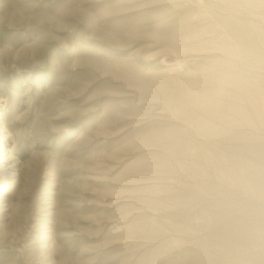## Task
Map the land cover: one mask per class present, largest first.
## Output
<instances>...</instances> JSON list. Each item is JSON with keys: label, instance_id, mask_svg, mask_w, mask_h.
Instances as JSON below:
<instances>
[{"label": "rangeland", "instance_id": "rangeland-1", "mask_svg": "<svg viewBox=\"0 0 264 264\" xmlns=\"http://www.w3.org/2000/svg\"><path fill=\"white\" fill-rule=\"evenodd\" d=\"M0 264H264V0H0Z\"/></svg>", "mask_w": 264, "mask_h": 264}]
</instances>
